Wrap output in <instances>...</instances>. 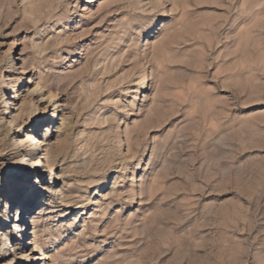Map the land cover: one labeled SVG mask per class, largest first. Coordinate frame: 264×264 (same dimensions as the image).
Listing matches in <instances>:
<instances>
[{
    "label": "rangeland",
    "instance_id": "obj_1",
    "mask_svg": "<svg viewBox=\"0 0 264 264\" xmlns=\"http://www.w3.org/2000/svg\"><path fill=\"white\" fill-rule=\"evenodd\" d=\"M263 19L264 0H0V264H264Z\"/></svg>",
    "mask_w": 264,
    "mask_h": 264
},
{
    "label": "bare ground",
    "instance_id": "obj_2",
    "mask_svg": "<svg viewBox=\"0 0 264 264\" xmlns=\"http://www.w3.org/2000/svg\"><path fill=\"white\" fill-rule=\"evenodd\" d=\"M257 7V6H256ZM262 8H257V9H254V12H252L251 11V13H255V12H257V11H260ZM250 13V14H251ZM251 16V15H250ZM253 17V16H252ZM254 20V19H253ZM252 20V21H253ZM264 20V19H263ZM248 21V20H247ZM259 21V20H258ZM250 23H252V22H250ZM253 24V23H252ZM254 25V24H253ZM246 26V25H245ZM259 27V26H258ZM264 27V26H263ZM253 27H252V25L251 24H249L248 23V25H247V27H245V32L246 33H244V34H251L254 30L252 29ZM260 28H261V26H260ZM260 31V30H259ZM264 32V31H263ZM246 40H244L243 41V43H245L246 45H249V40H250V37H248V38H245ZM239 40V39H238ZM238 40L236 39V38H234V45H236L237 43H238ZM243 40V39H242ZM240 41V40H239ZM243 43H242V45H243ZM233 45V46H234ZM238 45V44H237ZM240 45V44H239ZM238 45V46H239ZM232 48H234V47H232ZM235 52H236V50H234V51H231L230 53L231 54H233V56H231V58L232 59H234L236 56L234 55L235 54ZM246 52V51H245ZM230 58V59H231ZM237 59H238V57H237ZM234 64V63H233ZM231 70H232V68H230ZM229 71V70H228ZM236 73V72H235ZM235 73H232V71L230 72V75H235L236 76V74ZM75 77V76H74ZM225 77H226V75H225ZM234 80V79H233ZM70 84V83H69ZM224 84V83H223ZM234 86V85H233ZM1 97V96H0ZM237 99V98H236ZM11 100V101H10ZM10 100H8L7 101V104L5 105V107L4 108H6V110H5V112L4 113H8V110H7V108L9 107V105H11V104H13V107H15L16 106V103H15V101H13V97L10 99ZM210 104V103H209ZM212 106V105H211ZM215 106V105H214ZM3 113V114H4ZM10 117V120H9V122H12V120H13V118H12V116H9ZM219 127V126H218ZM31 131H33L31 134H30V137H29V142H30V146L31 147H35V148H37V145L38 144H42L43 143V140L42 141H40L39 140V138H38V136H36L37 134H38V132L36 131V129L33 127V130L31 129ZM250 134V137L252 136L251 135V133H249ZM246 135H248V133L246 134ZM255 136V135H254ZM251 140H252V138H250ZM247 140V139H246ZM247 142V141H246ZM249 142V141H248ZM251 142V141H250ZM243 144V143H242ZM246 146V145H245ZM244 146V147H245ZM247 147V146H246ZM249 147V146H248ZM24 148V150H25V156L23 157V162L24 163H26V160L28 161V162H30L31 161V164H35V161H36V164H40L41 162H42V157H40V155L37 153L36 155H37V158H36V160L35 161H32V157H31V155H30V152L25 148V147H23ZM143 158V155L141 156V159ZM28 162H27V167H29L30 168V164H29V166H28ZM137 167H139V166H137ZM31 168H32V166H31ZM37 168V167H36ZM233 171V170H232ZM28 173H30V172H27V175H28ZM30 175V174H29ZM29 175L27 176V177H29ZM106 178H104L101 182H99V183H97V184H101V186H99V187H97L96 189H101V188H104V187H106V184H107V176H109V172H107L106 173ZM233 176V175H232ZM21 185V182H20V179L19 178H16V182H15V184L11 187V190H9V192H7V198L10 200V201H12V200H14V195H15V188H17V186H20ZM24 186V183L21 185V188ZM36 186H38V184L36 185L35 184V187ZM12 190H13V192H12ZM18 195V194H17ZM35 197V196H34ZM34 197H32V198H26L25 199V201H23V202H21V203H19L18 204V206L16 207V211H15V215L17 216V223H15L14 225H15V227H14V229L18 232V238L20 239H23V241H24V228H25V224H26V220H25V223L24 222H22V223H18V222H20V216H21V214H22V212H24V210H28V209H32L31 208V206L30 205H28V206H24L23 204H25V203H28V202H30L32 199H34ZM9 201V202H10ZM24 207H26L25 209H24ZM26 212V211H25ZM35 212H33L32 214H34ZM8 216V215H7ZM6 216V217H7ZM15 216V217H16ZM6 217H4L3 219H2V221H5L6 219ZM32 221H34V218L32 219ZM27 223L29 224V220L27 219ZM219 227V226H218ZM215 229H217V228H215ZM213 231V230H212ZM218 231V230H217ZM219 232V231H218ZM217 232V233H218ZM216 235V234H215ZM217 237L219 236V235H216ZM216 237V238H217ZM5 236L4 235H2V232H0V248L1 249H3V251H5L6 249H8V248H4V246H2V243H4V241H5ZM7 238L9 239V236H7ZM3 241V242H2ZM5 244H6V242H5ZM215 246H217V245H215ZM20 250V247L17 245V246H15V250ZM14 250V249H13ZM155 251V250H154ZM1 255H3V253H1ZM149 255V254H148ZM22 258V257H21ZM20 260V256L19 257H17V261H19ZM198 261H199V259H198ZM197 261V262H198ZM201 261V260H200ZM202 262V261H201ZM198 263V264H202V263ZM204 263V262H203Z\"/></svg>",
    "mask_w": 264,
    "mask_h": 264
}]
</instances>
